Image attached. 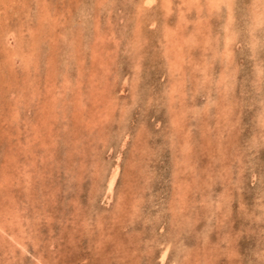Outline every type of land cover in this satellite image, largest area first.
I'll list each match as a JSON object with an SVG mask.
<instances>
[{
    "label": "rangeland",
    "instance_id": "rangeland-1",
    "mask_svg": "<svg viewBox=\"0 0 264 264\" xmlns=\"http://www.w3.org/2000/svg\"><path fill=\"white\" fill-rule=\"evenodd\" d=\"M209 3L0 0V264H264V0Z\"/></svg>",
    "mask_w": 264,
    "mask_h": 264
},
{
    "label": "bare ground",
    "instance_id": "bare-ground-1",
    "mask_svg": "<svg viewBox=\"0 0 264 264\" xmlns=\"http://www.w3.org/2000/svg\"><path fill=\"white\" fill-rule=\"evenodd\" d=\"M1 1H2V0H1ZM7 1H8V0H7ZM39 1H40V0H39ZM41 1L43 2V0H41ZM149 1L151 2L152 0H149ZM190 1H191V0H190ZM208 1L210 2V3H209L210 6H213V5H214L215 3H217L219 0H208ZM39 3H40V2H39ZM44 3H45V2H44ZM146 3H148V2H146ZM230 3H231V1H230ZM251 3H252V2H251ZM8 4H9V3H8ZM10 4H11V3H10ZM40 4H41V3H40ZM4 5H5V4H4ZM253 5H254V4H253ZM5 6H6V5H5ZM41 7H42V5H41L39 8H41ZM45 8H46V7H45ZM256 8H257V7H256ZM260 8H261V7H260ZM42 9H43V8H42ZM42 9H41L40 11H42ZM25 11H26V10H25ZM43 11H44V10H43ZM2 12H3V11H2ZM45 12H46V11H45ZM6 13H7V12H6ZM8 13H9V12H8ZM40 13H41V12H40ZM43 13H44V12H43ZM258 13H259V12H258ZM3 14H4V13H3ZM46 14H47V13H46ZM230 14H231V11H230ZM230 14H229V15H230ZM250 14H251V13H250ZM26 15H27V14H26ZM44 15H45V14H44ZM44 15H43V19H44V17L46 16V15H45V16H44ZM233 16H234V14L231 16L232 19H233ZM253 16H254V17H257V19L260 17V16H259L257 13H255V12H254V15H253ZM6 17H7V15H6ZM21 18H22V17H21ZM252 19H253V18H252ZM263 19H264V18H263ZM227 20H228V19H227ZM229 20H230V19H229ZM261 20H262V18H261ZM18 22H19V20H18ZM21 22H22V21H21ZM229 22H230V21H229ZM251 22H252V21H251ZM257 22H258V21H257ZM136 23H138V22H136ZM1 24H2V23H1ZM20 24H22V23H20ZM97 24H98V23H97ZM226 24H227V23H226ZM226 24H225V25H226ZM252 24H253V23H252ZM257 24H258V23H257ZM257 24H256V25H257ZM2 25H3V24H2ZM137 25H138V24H137ZM229 25H230V24H229ZM247 25H248V24H247ZM21 26H22V25H21ZM248 26H249V25H248ZM253 26H255V25H253ZM18 27H19V25H18ZM22 27H23V26H22ZM98 27H99V25H98ZM32 28H33V27H32ZM248 28H249V27H248ZM32 30H33V29H32ZM37 30H38V29H37ZM78 30H79V29H78ZM34 31H35V30H34ZM4 32H5V30H4ZM25 32H26V31H25ZM66 32H67V31H66ZM78 32H79V31H78ZM31 33H32V32H31ZM36 33H37V32H35V34H36ZM62 33H63V32H62ZM62 33H61V35H62ZM67 33H68V32H67ZM99 33H100V31H99ZM99 33H98V34H99ZM229 33H230V30H229ZM229 33H227V34L225 35V39H227V40L230 38V35H231V34H229ZM33 34H34V33H33ZM39 34H40V33H39ZM42 34H43V33H42ZM72 34H73V33H72ZM78 34H79V33H78ZM78 34H75V35H78ZM100 34H101V33H100ZM103 34H104V33H103ZM188 34H189V33H188ZM255 34H256V33H255ZM23 35H24V34H23ZM50 35H51V34H50ZM52 35H54V34H52ZM68 35H69V34H68ZM101 35H102V34H101ZM251 35H252V34H251ZM13 36H14V35H13ZM26 36H27V35H26ZM26 36L24 35V37H26ZM38 36H39V35L37 34V37H38ZM63 36H64V34H63ZM73 36H74V35H73ZM102 36H103V35H102ZM102 36H101V37H102ZM32 37H33V36H32ZM55 37H56V36H55ZM173 37H174V36H173ZM253 37H254V35H253ZM0 38L3 40V37H2V36H1ZM34 38H36V37H34ZM81 38H82V37H81ZM103 38H104V37H103ZM256 38H257V37H256ZM4 39H5V38H4ZM7 39H8V38H7ZM23 39H24V38H22V40H23ZM50 39H51V38H50ZM65 39H66V38H65ZM75 39H76V38H75ZM77 39H78V38H77ZM225 39H224V40H225ZM230 39H231V38H230ZM230 39H229V40H230ZM32 40H33V39H32ZM63 40H64V38H63ZM72 40H73V39H72ZM78 40H79V39H78ZM81 40H82V39H81ZM227 40H226V41H227ZM229 40H228V41H229ZM7 41H8V40H7ZM15 41H16V40H15ZM25 41H26V40H25ZM254 41H255V40H254ZM254 41H253V42H254ZM1 42H2V41H1ZM224 42H225V41H224ZM7 43H8V42H7ZM19 43H20V42H19ZM22 43H23V41H22ZM34 43H35V41H34ZM34 43H33V44H34ZM77 43H78V42H77ZM80 43H81V42H80ZM247 43H248V42H247ZM249 43H251V42H249ZM3 44H4V43H3ZM11 44H12V43H11ZM56 44H57V43H56ZM71 44H72V43H71ZM251 44H252V43H251ZM12 45H13V44H12ZM16 45H17V44L15 43V46H16ZM23 45H24V44H23ZM69 45H70V44H69ZM80 45H81V44H80ZM188 45H189V43H188ZM253 45H254V44H253ZM253 45H252V46H253ZM28 46H30V45H29V42H28ZM53 46H54V45H53ZM250 46H251V45H250ZM10 47H11V45H10ZM25 47H26V46H25ZM32 47H33V46H32ZM55 47H56V46H55ZM69 47H70V46H69ZM11 48H12V47H11ZM99 48H100V47H99ZM175 48H176V47H175ZM21 49H22V48H21ZM24 49H25V48H24ZM24 49H23V50H24ZM227 49H228V48H227ZM19 50H20V49H19ZM23 50H22V51H23ZM25 50H26V49H25ZM28 50H29V48H28ZM32 50H33V48H32ZM225 50H226V49L222 50V52H223L222 54H224V53L226 52ZM20 51H21V50H20ZM26 51H27V50H26ZM172 51H173V49H172ZM24 52H25V51H24ZM95 52H97V51H95ZM219 52H221V51H219ZM18 53H20V52H18ZM27 53H28V52H26L25 55H28L30 52H29L28 54H27ZM35 53H36V52H35ZM51 53H52V52H51ZM56 53H57V52H56ZM173 53H174V52H173ZM23 54H24V53H23ZM23 54H22V55H23ZM49 54H50V53H49ZM220 54H221V53H220ZM225 54H226V53H225ZM227 54H228V53H227ZM30 55H31V54H30ZM33 55H34V54H33ZM46 55H47V54H46ZM55 55H56V54H55ZM15 56H16V55H15ZM20 56H21V55H20ZM20 56H19V57H20ZM90 56H91V55H90ZM7 57H8V56H7ZM28 57H30V56H28ZM36 57H39V56H36ZM65 57H66V56H65ZM92 57H94V56L92 55ZM99 57H100V56H99ZM99 57H98V58H99ZM13 58H14V57H13ZM23 58H24V57H23ZM25 58H26V56H25ZM25 58H24V59H25ZM33 58H34V57H33ZM100 58H101V57H100ZM14 59H15V58H14ZM19 59H20V58H19ZM28 59H29V58H28ZM31 59H32V58H30V60H31ZM36 59H37V58H36ZM11 61H13V60H11ZM11 61H10V63H11ZM24 61H26V59H25ZM33 61H34V60H33ZM31 62H32V61H31ZM172 62L175 63V61H172ZM25 63H26V62H25ZM37 63H38V62H37ZM108 63H109V62H108ZM11 64H13V63H11ZM44 64H45V63H44ZM13 65H14V64H13ZM34 65H35V64H34ZM37 65H38V64H36V67H37ZM48 65H49V64H48ZM49 66H50V65H49ZM47 67H48V66H47ZM170 67H173L172 64H171ZM37 68H38V67H37ZM48 69H49V68H48ZM171 71L173 72L172 68H171ZM0 72H2V71H0ZM26 72H27V71H26ZM28 73H29V72H28ZM51 73H52V72H51ZM54 73H55V72H54ZM55 74H56V73H55ZM64 74H65V73H64ZM46 75H47V74H46ZM48 75H49V74H48ZM49 76H51V74H50ZM53 77H54V76H53ZM55 77H56V76H55ZM63 77H64V76H63ZM172 77H173V76H172ZM4 79H5V78H4ZM7 79H8V78H7ZM51 79H53V78H51ZM66 83H67V82H66ZM171 83H172V81H171ZM171 85H172V84H171ZM10 86H11V85H10ZM172 86H173V85H172ZM174 87H175V86H174ZM10 89H11V88H10ZM19 89H20V88H19ZM44 89H45V88H44ZM13 90H14V89H13ZM27 90H28V89H27ZM32 90H33V88H32ZM45 90H46V89H45ZM23 91H24V90H23ZM35 91H36V90H35ZM19 92H20V91H19ZM25 92H26V91H25ZM32 92H33V91H32ZM32 92H31V94H32ZM12 93H14V92H12ZM20 93H23V92H20ZM34 93H35V92H33V94H34ZM26 94H27V93H26ZM26 94H24V95H26ZM47 94H48V93H47ZM47 94H46V95H47ZM54 94H55V93H54ZM76 94H77V93H76ZM170 94H171V93H170ZM170 94H169V95H170ZM173 94H174V93H173ZM18 95H19V94H18ZM34 95H35V94H34ZM36 95H37V94H36ZM22 96H23V95H22ZM32 96H33V95H32ZM38 96H40V93H39ZM44 96H45V95H44ZM52 96H53V95H52ZM20 97H21V96H20ZM33 97H35V96H33ZM41 97H42V96H41ZM47 97H48V96H47ZM47 97H46V98L43 97V98H45V99L47 100ZM49 97H50V96H49ZM27 98H28V96H27ZM27 98H26V99H27ZM20 99H21V98H20ZM29 99H32V97L28 98V100H29ZM34 99H35V98H34ZM37 99H38V98H37ZM37 99H35V101H36ZM50 99H51V98H50ZM167 100H168V98H167ZM32 101H33V99H32ZM37 101H38V100H37ZM168 101H169V100H168ZM45 102H46V101H45ZM46 103H47V102H46ZM171 104H172V103H171ZM35 106H36V105H35ZM123 139H124V138H123ZM123 139H122V140H123ZM102 140H103V139H102ZM74 142H75V141H74ZM116 154H117V153H116ZM9 157H10V156H9ZM116 162H117V161H116ZM111 171H112V172L110 173V175H109V177H108V180H107L108 182H107V188H106V189H107L108 192H111V191H112V188H113V186H114V182H115V179H116L117 174H118V165L116 164V165L113 167V169H112ZM109 172H110V171H109ZM106 179H107V177H106ZM22 182H23V181H22ZM105 192H106V191H105ZM50 194H51V193H50ZM4 209H5V208H4ZM7 211H9V210H7ZM5 212H6V211H5ZM263 213H264V212H263ZM1 214H2V213H1ZM10 215H11V213H10ZM0 217H1V215H0ZM6 217H7V216H6ZM9 217H11V216H9ZM9 217H8V218H9ZM2 223H3V222H2ZM6 225H7V224H6ZM3 228H4V227H3ZM7 229H9V228H7ZM11 230H12V229H11ZM11 230H10V231H11ZM5 232H6V231H5ZM3 235H4V234H3ZM9 235H10V234H9ZM1 238H2V237H1ZM10 238H11V236H10ZM13 238H14V237H13ZM4 241H5V240H4ZM6 251H7V250H6ZM7 252H8V251H7ZM165 252H166V250H163L162 257H161L162 259H163V256H164ZM170 260H171V259H170ZM161 262H163V261L161 260ZM175 262H176V260L174 259V260H172L169 264H175ZM163 264H164V263H163Z\"/></svg>",
    "mask_w": 264,
    "mask_h": 264
}]
</instances>
